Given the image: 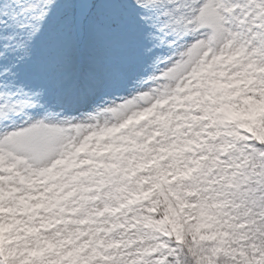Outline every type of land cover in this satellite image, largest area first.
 I'll return each mask as SVG.
<instances>
[{
  "label": "snow or ice",
  "instance_id": "6c2138e0",
  "mask_svg": "<svg viewBox=\"0 0 264 264\" xmlns=\"http://www.w3.org/2000/svg\"><path fill=\"white\" fill-rule=\"evenodd\" d=\"M0 264H264V0H0Z\"/></svg>",
  "mask_w": 264,
  "mask_h": 264
},
{
  "label": "rangeland",
  "instance_id": "374dc122",
  "mask_svg": "<svg viewBox=\"0 0 264 264\" xmlns=\"http://www.w3.org/2000/svg\"><path fill=\"white\" fill-rule=\"evenodd\" d=\"M163 49H155L154 52L152 53V55H156V54H160L161 52H163ZM144 64H143V59L142 56L139 52L136 53V58L134 59L133 63L130 66L129 69V77H131L132 75H134L137 72H140L141 69L143 68ZM114 90H118L121 92H126L127 91V82H119L116 85L113 86Z\"/></svg>",
  "mask_w": 264,
  "mask_h": 264
},
{
  "label": "trees",
  "instance_id": "16d2710c",
  "mask_svg": "<svg viewBox=\"0 0 264 264\" xmlns=\"http://www.w3.org/2000/svg\"><path fill=\"white\" fill-rule=\"evenodd\" d=\"M73 7H76V6H73Z\"/></svg>",
  "mask_w": 264,
  "mask_h": 264
}]
</instances>
